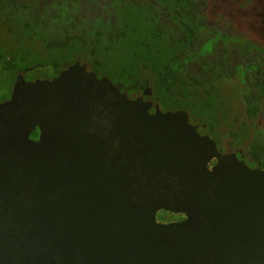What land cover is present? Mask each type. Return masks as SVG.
<instances>
[{
	"label": "water",
	"instance_id": "obj_1",
	"mask_svg": "<svg viewBox=\"0 0 264 264\" xmlns=\"http://www.w3.org/2000/svg\"><path fill=\"white\" fill-rule=\"evenodd\" d=\"M150 106L84 62L17 76L0 103V264H264V171L220 155L186 113ZM159 157L186 180L177 224L135 207L114 173Z\"/></svg>",
	"mask_w": 264,
	"mask_h": 264
},
{
	"label": "trees",
	"instance_id": "obj_2",
	"mask_svg": "<svg viewBox=\"0 0 264 264\" xmlns=\"http://www.w3.org/2000/svg\"><path fill=\"white\" fill-rule=\"evenodd\" d=\"M125 11L110 18L107 25L98 22L88 26L87 22L79 25V21L70 19L67 10L50 12L43 8L37 11L29 3L14 6L0 0V33L5 35L4 40L9 45L0 51V70L10 74L13 82L15 73L24 69L32 71L50 66L58 70L81 59L123 90H140L146 82L144 77L149 74V85L165 107L191 109L197 118L208 121L218 112L221 120L233 122L229 131L246 135V150L257 167L264 170V128L261 130L254 124L258 97L252 94L232 99L229 106L222 95L217 98L215 93L216 85L223 88L218 78L230 73L231 68L226 72L221 66L219 72L217 65L205 58V53L188 48L193 33L182 28L165 32L164 25L151 10L147 14ZM174 21L177 29L182 26L178 17ZM9 35L26 44L25 53L10 44L13 40H9ZM194 60L203 61L199 76L189 71L193 66H187L188 62L195 63ZM216 99L222 103L216 105ZM243 106L247 108L249 122L244 117Z\"/></svg>",
	"mask_w": 264,
	"mask_h": 264
},
{
	"label": "flooded vegetation",
	"instance_id": "obj_3",
	"mask_svg": "<svg viewBox=\"0 0 264 264\" xmlns=\"http://www.w3.org/2000/svg\"><path fill=\"white\" fill-rule=\"evenodd\" d=\"M4 1L12 3L14 6L17 3H29L37 11L45 8L50 12L55 11L56 5L64 3L70 19L79 21V25L87 22L88 26H94L98 22L107 25L110 22V18L127 12L125 10H134L135 13L141 11L144 14H147L151 10L160 19L162 25H164L163 30L165 32L178 31L182 28V30L193 33L189 38L188 48H195L197 52L202 51L205 53V58L217 65V71H221V66L225 67V71L231 68L229 69L230 73L223 74L221 78H218V82L223 83L221 85L223 88L221 89L220 85H216L215 96L220 98V95H222L226 99L225 102H228L230 106L233 101L241 97L255 94L258 97L259 108L254 124L259 126L261 130L264 128V0H173L172 2L168 0ZM72 2H75L76 5L74 10L71 9L74 7ZM175 17H178L182 22V26H179L178 29L175 25ZM10 39L13 42L9 43L18 49V52L25 53L26 47L23 49L25 46L24 42L17 41V39L15 40L14 37L9 35ZM204 49L207 50L203 51ZM76 62H84L86 71L93 72L98 79L108 78L118 91L129 100L142 98L144 102L151 105L150 114L155 113L156 109L162 113L178 111L186 113L189 124L196 128L199 136L208 137L212 140L220 155L235 154L237 159L250 169L262 170L257 167L253 158L250 157L249 152L246 150L244 140L246 135L242 132L231 133L229 131V126L233 122L227 123L221 120L218 112L215 118L208 121L197 118L191 109L165 107L155 96L154 91L149 85V81L151 80L149 74L145 77L143 76L146 82L140 90H123L110 77L96 73L85 60L77 59L58 70H53L52 75L49 77L32 76L31 73L35 69L31 71L30 68L15 73L14 80L9 87L8 99L10 98L16 78L20 74H22L26 82L53 80L61 71ZM194 62H188L187 66H193V69L189 68V71L193 70L196 76H199L200 73L198 74V71L203 61L194 60ZM220 103L222 102L216 99L215 104ZM245 106H243L244 117L249 122ZM38 137L39 130L35 129L31 133L30 138L37 140ZM121 157V154H118V162H120L119 159ZM160 159V157L157 158L156 161L150 163L147 167L135 164L132 170L126 172L117 170L114 173H127L125 178L127 186L125 190L131 194L130 198L135 207L140 209H145L149 206L153 207L155 209L154 220L157 224H177L187 218L183 212L179 211L181 206L177 202L181 198L176 195L178 190H183L182 186L186 185V180L178 179L175 176L171 177V173L177 175L180 172L165 169V165ZM216 162V158H212L207 164V169L211 170Z\"/></svg>",
	"mask_w": 264,
	"mask_h": 264
},
{
	"label": "rangeland",
	"instance_id": "obj_4",
	"mask_svg": "<svg viewBox=\"0 0 264 264\" xmlns=\"http://www.w3.org/2000/svg\"><path fill=\"white\" fill-rule=\"evenodd\" d=\"M71 4V3H70ZM72 4H74V7L71 8V9H75L76 8V5H75V2H72ZM56 9H59L61 12L65 11L67 9L66 5L64 3H61L59 5H57L55 7ZM5 39V35L3 33H0V51L2 50H6L7 48H9V45L6 44V41L4 40ZM26 47V44L25 46L23 47V49ZM67 57H69V55H66ZM38 59H40L41 57L39 55H37ZM34 59H30V61H32ZM53 73V70L51 69L50 66H46V67H43V68H37L35 69L31 75L32 76H42V77H49L51 76ZM11 82H12V77L10 74H8L7 72L5 71H1L0 70V103L3 102V101H6L8 99V91H9V87L11 85Z\"/></svg>",
	"mask_w": 264,
	"mask_h": 264
}]
</instances>
